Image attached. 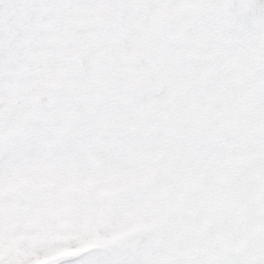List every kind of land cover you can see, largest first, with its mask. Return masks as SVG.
<instances>
[{
	"label": "snow or ice",
	"instance_id": "1",
	"mask_svg": "<svg viewBox=\"0 0 264 264\" xmlns=\"http://www.w3.org/2000/svg\"><path fill=\"white\" fill-rule=\"evenodd\" d=\"M0 264H264V0H0Z\"/></svg>",
	"mask_w": 264,
	"mask_h": 264
}]
</instances>
